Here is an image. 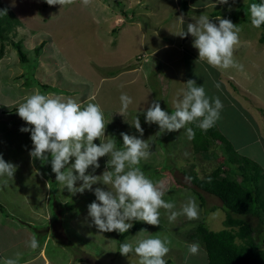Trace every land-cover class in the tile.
Segmentation results:
<instances>
[{"label":"rangeland","instance_id":"rangeland-1","mask_svg":"<svg viewBox=\"0 0 264 264\" xmlns=\"http://www.w3.org/2000/svg\"><path fill=\"white\" fill-rule=\"evenodd\" d=\"M183 1L90 0L85 6L82 0H74L60 6L48 5L46 0H0L20 22L5 35L0 56V156L16 165L7 184L3 182L7 178L0 177V264L17 252L21 253L20 264H138V256L121 255L119 246L135 244L148 235H167L171 240L164 257L167 264H207L200 244L198 255L188 254L186 245L194 242L187 236L201 221L210 230L223 229L225 212L217 197L196 190L203 196L201 202L185 171H195L198 176L210 173L224 158L223 142L216 139L206 152H196L187 136L189 125L157 136L158 125L148 124L142 117L154 100L163 110L174 111V101L182 95L186 81L193 79L208 97L222 101L216 121L220 131L236 151L247 154L264 172V38L260 40L264 27L250 23L251 0L223 4L187 0L185 11ZM200 15L209 16L213 23H218L217 17L229 19L241 29L234 59L244 65V71L209 66L199 60L190 34L183 38L176 34L186 31L187 24ZM13 42L20 43L26 64L19 61ZM37 90L81 104H99L105 121L110 120L105 136L114 137L117 147L123 143L121 132L145 140L155 138L149 159L139 166L162 186L163 198L173 201L177 210L190 196L195 197L199 218L180 216L170 223L166 211L160 209V225H150L147 233L136 231L119 240L117 231L98 230L87 209L96 199L94 192L72 193L60 188L50 155L49 162L30 157V132L20 131L30 126L18 116L16 106ZM122 93L132 98L123 116L117 113ZM136 115L144 130L142 137L132 125ZM94 143L98 145L100 140ZM108 159L99 158L100 167L90 166L86 174L101 175ZM72 162L74 158H70ZM81 183L77 181L76 186ZM96 187L108 190L103 183L92 185ZM241 217L254 228L255 239L262 241L264 222L251 214ZM33 235L40 244L36 250L27 246Z\"/></svg>","mask_w":264,"mask_h":264},{"label":"clouds","instance_id":"clouds-1","mask_svg":"<svg viewBox=\"0 0 264 264\" xmlns=\"http://www.w3.org/2000/svg\"><path fill=\"white\" fill-rule=\"evenodd\" d=\"M74 0H46L48 5H70ZM227 3V0H219ZM87 6L90 0H82ZM250 23L255 28L264 25V3H252L249 6ZM213 23L209 16L200 15L195 22L188 23L186 31L181 30L177 35L194 38L193 47L198 50V58L216 69L236 68L244 71V65L234 59V51L239 45L241 29L231 20L216 18ZM183 24V17H180ZM219 88V83L215 84ZM122 116L127 112L132 98L122 93L119 97ZM174 111L163 110L160 103L152 101L144 111V120L148 124H157L161 133L178 131L189 124H195L201 131L206 132L220 118L223 103L219 97H208L205 88L197 85L196 81H186L182 95L174 101ZM18 116L30 127H22L20 131L30 132L33 148L30 157L42 162H49L55 173V180L69 192L83 193L86 189L93 191L96 199L87 205L88 215L94 226L101 232L117 231L125 233L132 227V221H142L149 225H160V209L167 213V219L174 223L178 217L185 216L188 220L199 218V206L195 197H189L181 204L179 210L173 201H166L165 190L154 183L142 171L141 161H147L151 155V144L155 138L141 139L135 135L120 133L122 146L117 147L114 137L105 136L106 124L104 113L99 104L88 102L81 104L72 98H62L59 95L41 93L39 90L26 96L23 102L16 106ZM136 131L143 136L138 115L132 124ZM188 139L195 138L193 128L186 129ZM108 137L107 139H102ZM99 139L97 145L94 140ZM108 156L106 170L101 175L86 174L91 166L99 168V158ZM70 158L74 162L70 163ZM70 164V166H68ZM16 165L6 162L0 156V177H6L3 182L13 179ZM189 179L190 178H186ZM77 181H82L79 187ZM103 183L108 190L92 185ZM98 201V202H97ZM140 232L147 233L146 229ZM171 240L167 235L142 236L135 241L121 243V255L134 253L139 258L138 264H166L164 257L170 251ZM27 246L36 250L40 244L33 235ZM190 256L198 255V242L186 245ZM21 253L4 258L3 264H20Z\"/></svg>","mask_w":264,"mask_h":264},{"label":"trees","instance_id":"trees-1","mask_svg":"<svg viewBox=\"0 0 264 264\" xmlns=\"http://www.w3.org/2000/svg\"><path fill=\"white\" fill-rule=\"evenodd\" d=\"M250 2V5L259 4L264 3V0ZM181 5L182 10L185 11L187 0H184ZM19 23L13 11L6 4L0 3V56L3 54L5 35ZM261 26L264 27V25ZM263 38L262 33L260 40L262 41ZM42 45L43 42L35 48V52H38ZM12 46L17 51L19 61L26 64L28 59L20 43L13 42ZM26 80L27 76H25ZM41 86L48 88L47 84L42 83ZM189 126L195 132V138L191 139V143L196 152H206L216 139L223 142L224 158L210 173L204 176H198L191 170L185 173L190 178L188 180L193 186V191L202 203L203 196L196 190L206 192L220 200V206L225 212V220L224 228L218 231L207 228L204 221L197 223L193 231L188 234V240L198 242L204 248L207 264H264V245L259 238L255 239L252 225L241 217V215L251 214L264 222V172L261 166L247 154L236 151L228 138L220 131L217 122L206 132L201 131L195 124H189ZM213 153L217 157L220 156ZM243 176L247 179L242 178ZM131 223L132 227L127 232L123 234L116 232L119 240L130 233L150 227L142 221Z\"/></svg>","mask_w":264,"mask_h":264},{"label":"water","instance_id":"water-1","mask_svg":"<svg viewBox=\"0 0 264 264\" xmlns=\"http://www.w3.org/2000/svg\"><path fill=\"white\" fill-rule=\"evenodd\" d=\"M262 243H263V245H264V235H263V238H262Z\"/></svg>","mask_w":264,"mask_h":264},{"label":"crops","instance_id":"crops-1","mask_svg":"<svg viewBox=\"0 0 264 264\" xmlns=\"http://www.w3.org/2000/svg\"><path fill=\"white\" fill-rule=\"evenodd\" d=\"M200 6V5H199ZM41 264V263H40Z\"/></svg>","mask_w":264,"mask_h":264}]
</instances>
